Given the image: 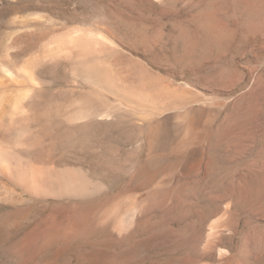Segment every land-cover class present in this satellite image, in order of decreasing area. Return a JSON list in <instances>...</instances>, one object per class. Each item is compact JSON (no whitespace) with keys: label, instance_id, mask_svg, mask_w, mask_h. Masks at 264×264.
Masks as SVG:
<instances>
[{"label":"rangeland","instance_id":"obj_1","mask_svg":"<svg viewBox=\"0 0 264 264\" xmlns=\"http://www.w3.org/2000/svg\"><path fill=\"white\" fill-rule=\"evenodd\" d=\"M0 264H264V0H0Z\"/></svg>","mask_w":264,"mask_h":264}]
</instances>
